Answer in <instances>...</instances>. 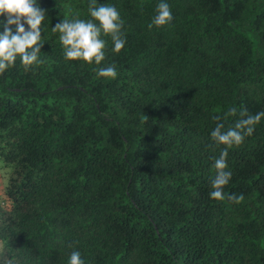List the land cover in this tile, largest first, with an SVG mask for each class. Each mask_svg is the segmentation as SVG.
<instances>
[{
	"label": "trees",
	"instance_id": "trees-1",
	"mask_svg": "<svg viewBox=\"0 0 264 264\" xmlns=\"http://www.w3.org/2000/svg\"><path fill=\"white\" fill-rule=\"evenodd\" d=\"M98 2L124 20V49L103 37L115 78L52 31L88 0H39L43 63L0 73V264H264V118L229 149L243 201L209 197L210 132L264 111V0H168L151 29L158 0Z\"/></svg>",
	"mask_w": 264,
	"mask_h": 264
},
{
	"label": "clouds",
	"instance_id": "clouds-1",
	"mask_svg": "<svg viewBox=\"0 0 264 264\" xmlns=\"http://www.w3.org/2000/svg\"><path fill=\"white\" fill-rule=\"evenodd\" d=\"M46 10L39 6V0H0V73L15 66L17 59L25 67L43 63L40 58L44 46L42 38V22L45 20ZM89 19L63 18L52 26L53 32H59V41L63 47L65 60H82L88 64L99 66L96 75L103 78H115L117 69L114 65L101 66L105 60L106 40L110 36L112 51L119 53L126 45V37L122 31L124 20L117 7L110 3H99L98 0H88ZM173 19L168 0H158L155 15L148 24L161 27L169 24ZM12 26H15L13 31ZM27 26V27H26ZM239 116L234 126L225 127L223 122L216 123L210 132L211 139L217 145H224L219 156L214 158L215 175L211 179V199L223 201L225 198L240 203L242 194L226 193L225 187L230 183L232 172L229 169V149L241 145L246 137L255 131V126L264 118V111L249 114L247 108L241 107L237 113L235 107L228 109V116ZM220 120L219 117H214ZM67 264H85L80 251L73 250L68 257Z\"/></svg>",
	"mask_w": 264,
	"mask_h": 264
},
{
	"label": "rangeland",
	"instance_id": "rangeland-1",
	"mask_svg": "<svg viewBox=\"0 0 264 264\" xmlns=\"http://www.w3.org/2000/svg\"><path fill=\"white\" fill-rule=\"evenodd\" d=\"M0 165H1V163H0ZM3 176H4L3 172L0 170V185H1V182L4 180ZM5 180H6V178H5Z\"/></svg>",
	"mask_w": 264,
	"mask_h": 264
}]
</instances>
